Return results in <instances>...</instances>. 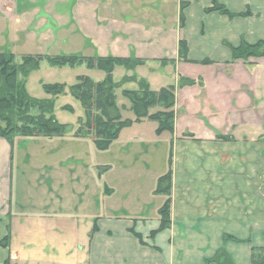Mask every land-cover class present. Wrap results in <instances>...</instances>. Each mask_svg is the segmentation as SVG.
Segmentation results:
<instances>
[{
	"label": "crops",
	"instance_id": "1",
	"mask_svg": "<svg viewBox=\"0 0 264 264\" xmlns=\"http://www.w3.org/2000/svg\"><path fill=\"white\" fill-rule=\"evenodd\" d=\"M214 3L236 17L206 13ZM182 39L188 63L179 60ZM258 42L264 0H0V52L21 59L61 48L139 59L143 66L117 67L113 80L118 69L121 80L174 69L176 88L175 131L165 146L164 135H136L122 165L101 169L107 199L98 217L91 200L85 216L78 199L67 200L74 182L58 139L0 138V264H205L222 248L234 264H251L252 248L264 247V58L233 62L232 49ZM80 69L105 79L85 65L73 70ZM181 77L202 82L180 89ZM171 150L172 225L151 237L167 199L155 191Z\"/></svg>",
	"mask_w": 264,
	"mask_h": 264
},
{
	"label": "trees",
	"instance_id": "2",
	"mask_svg": "<svg viewBox=\"0 0 264 264\" xmlns=\"http://www.w3.org/2000/svg\"><path fill=\"white\" fill-rule=\"evenodd\" d=\"M187 4H182L180 11V23H185L184 10ZM219 12L222 15L236 17L228 10L214 3L206 13ZM243 16V15H240ZM179 60L189 62L188 44L185 39L179 43ZM232 61H248L249 59L264 58V42L255 45L242 43L239 47L232 49ZM48 62L51 67H70L74 69L85 65L89 70H97L105 74V79L95 82L89 77L80 76L77 84L70 87L71 96L80 102L85 113L84 131H78L76 137L87 135L93 136V143L98 151H107L112 143L119 137L121 130L129 128L133 123L130 120H123L120 108L117 106L116 91L128 83H138V91H124L123 96L130 104L136 117V121L150 119L158 123V134L164 132L174 133L175 129V105L176 88L170 86L162 89L159 93L151 90L148 82L138 80L135 76L125 77L120 83H115L113 73L117 67H123L128 71H135L143 66L144 61L139 59H123L116 57H83L78 55L58 56H24L22 62L18 63L17 57L11 52H0V138L12 141L17 136L26 138L43 137L47 139L63 137L68 132V126L60 124L54 117V103L52 100H37L30 96L26 88V79L41 68L42 62ZM202 64L210 65L206 60ZM165 66L166 64L163 63ZM22 78L20 80L19 78ZM201 80H192L181 77L178 83L180 89L193 87L201 84ZM43 91L51 97H59L65 93L63 84L43 85ZM162 104L164 111L150 114V109ZM38 109L39 116H33L31 111ZM72 112L70 107L64 108ZM193 137V136H190ZM225 141L231 138L220 137ZM172 185H173V152L169 156L168 172L157 181L155 194L165 196L167 199L161 209L160 228L151 234L154 237L159 232L168 230L172 225ZM136 236L142 239L140 235ZM224 241H235L226 237ZM251 241L248 240L247 243ZM6 247L5 242H2ZM251 264H264V247H253ZM205 264H234L227 251L222 248L214 257L207 260Z\"/></svg>",
	"mask_w": 264,
	"mask_h": 264
},
{
	"label": "rangeland",
	"instance_id": "3",
	"mask_svg": "<svg viewBox=\"0 0 264 264\" xmlns=\"http://www.w3.org/2000/svg\"><path fill=\"white\" fill-rule=\"evenodd\" d=\"M54 50L55 52H52ZM62 50L63 49L61 48L51 49L50 54L58 56L61 55L59 54V51ZM17 61L18 63H21L22 58L20 59V57H18ZM84 72L85 69L73 70L69 67H51L48 62L44 61L41 64V69L38 72L32 73V75L27 79L26 88L32 98L44 100L47 96H49L43 91L44 84H63L65 86V93L63 95L55 97V100H50L54 103V117L60 124L68 126L67 134L63 137H55V139H58L59 141L54 140L60 142L59 144L62 150L61 157H63V162H65L67 173L70 174V178L74 182L71 187L73 196L68 195L67 200L69 202H73L78 199L79 202H81L78 206V211L83 216H85L83 214L85 213V209L90 206L88 200H91L93 202L91 206L94 204L97 206L95 215L98 217L100 213H102L100 210L104 207L107 199L104 194V187L108 182V178L103 174L101 169H105L107 164H113L116 167L122 165V156L127 152V147L133 145L132 138L136 135H140L145 138L164 135L161 139V143L163 144H159V148H162L166 144L164 141L165 138H170L172 133L164 132L162 134H158V123L156 121L150 119H143L140 122L136 121L130 102L123 96L124 91H138V83H134L136 86L127 87L128 90L124 89L126 84L117 89L115 96V102L121 110L122 119L130 120L133 124L129 128L121 130L118 139L112 143L107 151H98L94 146L93 136L91 135L76 137V133L78 131H84L85 113L80 102L76 101L71 96L69 89L71 86L77 84L78 77L83 75ZM158 72L160 73L159 77L149 76V74L147 76V72L145 71L143 74H140V77H145L146 79L140 78L138 80H146V82L150 84L151 90L156 93H159L163 88H169L174 84V69L165 70V72L164 69H162L157 71V73ZM121 75L122 71L121 69H118L114 79L115 83H120L122 81ZM65 107L72 108L73 113L66 111L64 109ZM150 110H152V113L150 112L152 115L164 111V108L162 104H159ZM40 113L41 112L38 109H33L31 111L33 116H39ZM187 136H190V134ZM26 148L27 147H25V149ZM134 157L139 160L144 156H139L137 158V155H135ZM144 159L145 158H143L142 161H144ZM166 160L167 157L159 155L158 163L161 167H163ZM86 187L89 188L86 189ZM147 209L149 208L147 207ZM150 209L152 210V208ZM89 215H94V211H92ZM150 217L151 218L148 219H153L157 216H152V212H150Z\"/></svg>",
	"mask_w": 264,
	"mask_h": 264
}]
</instances>
